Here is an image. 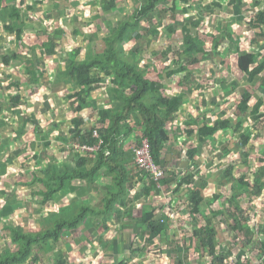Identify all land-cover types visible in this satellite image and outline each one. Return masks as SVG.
I'll return each mask as SVG.
<instances>
[{
    "label": "trees",
    "instance_id": "16d2710c",
    "mask_svg": "<svg viewBox=\"0 0 264 264\" xmlns=\"http://www.w3.org/2000/svg\"><path fill=\"white\" fill-rule=\"evenodd\" d=\"M5 1L0 0V6ZM176 1L144 0L129 15L114 22L103 36H101V26L99 25L101 23L100 19L103 22L106 17L104 18L98 13L91 17L93 23L96 22V24L92 25V22L83 23L85 29L83 34L80 30L73 28L72 34L82 35L84 44L72 47L71 51L66 52L69 58H67L65 68L55 75V80L58 83L63 82L66 85L67 91L64 95L69 99V105L72 108L69 120L70 127L66 136L61 131L56 136L57 139L64 141L66 144L75 141L85 142L96 145L97 148L95 151L87 153L72 152L73 154L67 156V158L62 157L47 164L44 169L40 170L41 175L33 171L30 173V177L27 176V179L30 178L29 181L18 180L16 182L14 178L15 183H11V180L7 179V163L3 159L5 153V159L9 158L6 150L9 149L10 143L8 141L1 143L0 180L4 178L9 181L10 186H20L21 188H27L37 182L39 188L30 191L27 204L31 206L34 203H39L41 207L46 206L44 214L47 215L50 223L46 225L41 220V228L38 231L28 232L20 221L9 223V221L3 220L1 212L12 211L9 204H4L5 206L0 204V230L5 233L11 243L10 246L0 248V264H37L41 260H44L47 264H69L70 259L61 251L52 252L56 245L59 242L63 243L68 235L80 236L82 227L87 222L96 230L102 228L105 232L109 228L108 220L114 221V223L117 222L116 224L123 221L131 229L135 239L132 240L128 251L132 253L134 251L133 246L138 243V240L143 243L147 235H151L152 238H165L169 223L162 220L164 210L166 207H173L174 201L179 199L176 196L177 193L183 188H185V191L180 198H186L193 218L197 213L200 215L202 206L207 207L212 217L221 215L227 223V219L231 221L228 226L244 235L245 247L255 248L259 252L258 255L264 256V244L262 245V242L258 244L257 239H254L257 232L249 224L250 216L239 204L244 197L249 196L252 198L254 195L259 197L264 193V131L262 128H256V123L259 122V114L264 111V46L258 53L255 46L260 47L261 41H264V11L258 8L264 2L253 0L252 5L244 8L245 0H225L226 4L230 5L232 13L228 19L219 20L220 22L214 26L210 34L212 55L219 56L218 63L211 70L212 76H216L218 71L227 70L230 67L228 55L233 49L230 46L231 40L228 35L232 24L240 22L241 26L246 24L249 27L248 29L253 31V36L249 42L250 50L240 48V37L238 36L234 44V49H236L234 65H236L239 74L243 75L245 82L250 83L259 79V94H255L254 97L245 88L240 91L237 111L238 113L248 112V115L254 121L249 131L245 129L246 132L241 131L238 134L242 146L247 149L248 153L241 161L229 159L228 163L222 169L220 168L218 174H221L224 179H228L229 191L213 194L212 197L207 199L203 192L205 188L201 176L206 169L199 168L194 158L200 156L199 150L202 154L208 140L213 141L211 151L214 154L219 152L225 153V155L231 154L232 150L227 148V144L215 145V137L220 132H223L225 136L229 133L234 135L239 132L243 119L242 114H237L234 117V115H228V112L221 108L219 112H216L218 117L211 121L208 120L206 113L202 115L200 113L195 115L187 113L185 119L179 121L177 118L179 112L182 111L185 93H168L167 85L169 84L165 83L166 78L170 83V81H175V76H178L176 83L180 86V91L182 89H186L182 90L186 92H192L195 89L202 90L204 84L207 91L212 90L211 87L208 88L206 82L202 83L199 72H195L199 70L201 62L199 54H206L207 49L202 41V35L206 32L203 25L205 24L204 14L194 13L186 16L181 23L171 22L166 25L167 32H162L164 37L175 33L178 27L179 30L181 29L183 47L180 52L183 57L181 56V62L176 61V67H167L163 74L157 73L156 79L149 77L153 75L149 74L150 69H140L143 56L139 55L138 49L133 50L131 46L132 41H136L142 36L139 23L148 18L160 4L171 2L168 10L174 19ZM180 1L189 2V8L195 9L196 4L192 6L190 0ZM197 1L202 2L203 0ZM223 1L220 0V5ZM116 2L117 0H100V6L104 9V14L112 10ZM39 3H43V1L27 2L22 11L16 5L15 0L7 2L4 8L7 10L8 19L7 23L3 24L4 30L14 33L16 40L22 41V37L28 29L29 31L30 29L36 30L38 26H36L34 12ZM51 4L55 7L57 1L53 0ZM43 5L48 6L49 4L47 2ZM203 7L206 11H213L210 3ZM200 8L201 6L199 10ZM248 9L252 10V13L246 19L244 13ZM186 11L187 8L184 12ZM28 15L32 17V21L28 20ZM210 22L213 24V16ZM210 22L208 25H211ZM64 30L66 31L62 27L60 31L49 35V38L40 46L43 53L53 54L57 51L56 47L59 45L57 38L61 33H65ZM150 32L157 33L159 30L154 26ZM72 39L71 41L76 42L74 38ZM168 51H170V48ZM82 54V59L76 58ZM175 55L179 56V52L177 51ZM9 60V56H3L2 63L6 64ZM33 66L32 62H29L26 66L27 79L30 83H35L39 76L38 71ZM220 81L218 80V82ZM213 82L217 84V79H214ZM222 84L224 83L220 82L215 87V91L221 93L220 98H222V95L224 96L227 90L233 89L232 91H234L240 88L236 78L230 81L228 87H221ZM95 88L105 90L106 94L101 98L104 104L101 106L90 105L91 91ZM203 97L200 106L206 107L210 103L214 104L206 96ZM19 101V94H15L12 97L11 107L15 108ZM216 105L218 104H215V107ZM89 106H92V110L95 111L97 118L95 130L98 137L93 136L92 131L87 133L83 129L86 123L85 116L81 114V111ZM23 117L25 119L24 124L35 120L34 115L28 116L26 114ZM262 120L264 121V118ZM168 122L171 123L168 124ZM173 123L174 125L171 126ZM58 127L59 124L54 122L53 128ZM172 127L175 128L176 132L172 130ZM253 130L255 131L253 132ZM19 132L20 130H16L15 134L19 135ZM184 134V145L187 139H193L192 145L177 149L178 147H174L171 141L176 142L177 137ZM143 138L149 141L151 155L157 166L164 171V177L159 182L152 180L149 173L147 174L146 171L133 163L134 152L132 148L139 145L140 140ZM260 146L262 148L261 152L250 157L251 153L255 152L256 148ZM175 151L178 152L177 155H181L182 160L191 162L192 167L187 165L182 173L180 172L182 169L178 170L177 166L167 167L168 164L171 165ZM248 160H252L254 165H249ZM209 162L211 163V160ZM208 174L210 175V173ZM26 175L27 172L24 177ZM210 176H207L205 180L209 181L208 177ZM137 185H139L138 189ZM99 187L103 192L98 203L93 204L91 197L87 198L86 201L76 203L77 200L74 199V196L84 197L90 189ZM165 188L169 191L167 192L169 196L167 204L161 205L159 203L158 205L155 204V201H144L135 206V200L139 201L141 197L147 198L151 192L159 193ZM36 194L40 195V200L33 198V195ZM225 194H228V196L225 202H221V204L227 206L226 208L216 210L214 206H211ZM59 203L64 206L56 209L55 205ZM17 208L20 209L21 207L17 206ZM17 208L16 210H18ZM135 211L139 213L137 217L134 216ZM41 215L43 216L42 213ZM202 219L203 224L196 221V224L191 225L194 238L192 243L194 250L199 253L198 260L201 261V264H226L227 256L224 254L226 251L219 252L217 249V234H214L209 227V223H214L213 218H208L204 213ZM257 231L261 233L263 240L264 225ZM100 238L102 242L103 234ZM87 243L90 244L89 248L97 249L91 246L89 240H87ZM187 243H191V239ZM45 245L51 249L44 251L42 246ZM161 248L163 250L164 247L161 246ZM124 249H122V252L117 250V256L121 257L117 259V262L114 261L115 264L130 263L131 256H122L124 255ZM228 250L231 251L229 247ZM242 256L240 255V259L235 260L233 264H241Z\"/></svg>",
    "mask_w": 264,
    "mask_h": 264
},
{
    "label": "rangeland",
    "instance_id": "374dc122",
    "mask_svg": "<svg viewBox=\"0 0 264 264\" xmlns=\"http://www.w3.org/2000/svg\"><path fill=\"white\" fill-rule=\"evenodd\" d=\"M33 1L34 0H16V4L23 11L27 2L31 3ZM42 1L43 3H39V5L35 7L34 12L36 26H38L36 30H34V32L33 30L30 29L29 31L28 29L24 34V42L26 45L25 50L23 51V46L21 52H26L27 45L33 46L32 43L38 44L42 40H46L47 37L46 35H44L45 29L51 32L52 30L60 31V29L64 27L66 31L64 30L65 33L62 35V38L59 39L62 44H65V42H70L71 40H68L69 37H74L76 39V43L78 42L77 44H84L81 35L72 34V28L75 27L81 30L80 26L84 21L89 23L92 22V25L96 24V22L93 23L91 17H93L97 13L104 18L106 17V20L104 19L105 21L103 22L102 19H100L101 23L99 25L101 26V36H103L106 30L112 27V24L114 22L129 15L130 12H132V10L144 0H117L115 7H113L112 10L106 12L105 14L104 9L100 6V0H55L57 1V6L55 7H53L51 4L53 0ZM262 1L264 2V0ZM47 2L49 4L48 6H42V4ZM188 3L189 2H184L180 0L176 1V15L174 19L172 17L173 15L168 10V8L171 6V2L164 4L162 3L157 6V9L153 11L150 16H148V18L142 20L139 23V29L142 32V36L136 41H132L131 46L133 47V50L138 49L139 55L143 56V61L140 65V69H150L149 74L153 75H150L149 77L151 79H156L157 73L163 74L164 71L167 70V67H176V61L181 62V56L183 57V54L180 52L183 47L181 42V36L183 35V33L181 29L179 30L178 27L175 33H171L169 34V36L164 37L162 35V32H167L166 25L171 22L181 23L184 21V18L186 16L194 13L204 14L205 24L203 25L206 28V32L202 35V41L207 46V49L206 54H199L201 62L199 70H196L195 72H199V78L202 83L206 82L208 84V88L211 87L212 90L207 91L205 89L204 84L202 90L195 89L192 92H186L182 91L186 89H182L180 91V86L176 83V81L178 80V76H175V81H170V83L166 78L165 83L169 84L167 85L168 93H185L183 97L185 100L183 102L182 111L179 112V119H182V121L185 119L187 113L193 115L198 113L202 115L203 113H206L208 116V120L211 121L218 117V114H216V112H219L221 108L226 110L228 112V115H234V117L237 114H242L243 119L239 132H236L234 135L229 133L227 136H225L223 132H220L218 136L215 137V145L227 144V148H231L232 150L231 154L225 155V153L221 152H219L218 154H214V152L211 151V144L213 143V141L210 142V140H208L205 143L206 145L203 148L204 150L202 151V154L201 150H199L200 156L198 155L194 158L196 163L199 165V168L206 169V171L204 170L201 176L203 177L205 188L203 192L206 198L208 199L209 197H212L213 194L221 192L226 193L227 191H229V185H227V183L229 182L228 179H224L221 174H218L220 173V168L222 169L228 163L229 159H238L239 161H241L242 158H244V156H246V154L248 153L247 149L242 146V141L238 134L241 131H249V128L251 127L254 121L248 115V112L238 113L237 104L240 99V91L242 88L248 90L250 93L253 94L254 97L255 94H259V79H256L255 81L250 83L245 82L243 75L239 74L235 67L236 65H234L236 58V49H234V44L238 36L240 37V48L248 50L251 49L249 42L251 37L253 36V31L251 29L249 30V27H247L246 24H242L241 26L240 22L232 24L231 29L229 30L228 37L231 40L230 46L233 49V51H230V54L228 55V57L230 58L229 69L218 71L216 76H212L211 70H213L214 66L218 63L219 56L212 55L210 48V34L213 31L214 26L220 22L219 20L224 21L228 19L229 15L232 13L231 7L229 4H226L225 0L223 1L222 5H220V0H203L202 2H198L197 0H190V4L192 6L196 4L195 9L192 7L189 8ZM209 3L212 5L213 11H206L204 9L203 6L208 5ZM218 3L219 5H217ZM252 3L253 0H245L243 7L248 8V6L252 5ZM200 6L201 8L199 10ZM185 8H187L186 12H184ZM258 8L264 11V3L260 4ZM254 10L256 9L254 8ZM251 11L248 9L244 13V18L248 19L250 14L252 13ZM212 16L213 24L212 22H210ZM5 20H7V10H4V14L0 15V44L9 47V45L13 41H9L10 37L13 36V33H8L2 30L1 25L3 22H5ZM28 20L32 21V17L29 15ZM209 22L211 23V25H208ZM154 26L158 28L159 32H150L152 27ZM261 42L262 43L260 44V47L258 45H255L257 48L256 50H258L257 53L264 46V41ZM169 48L170 51H168ZM177 51L179 52V56L175 55ZM13 69L16 68H14L13 66ZM233 78H236V80L239 82L240 88L235 89L234 91H232L233 89L227 90L224 93V96L222 95V98H220L219 96H221V93L216 92L215 87L220 82L224 83L221 85V87H228L230 85V81L233 80ZM214 79H217V84H214ZM218 80L221 81L218 82ZM29 85L32 86V84ZM4 88L5 91L0 94V118L4 119L5 117H8L9 122L2 121L1 119L0 134H2V136L9 134L14 127L18 126L14 123L11 124V119L9 117L10 112L8 113L7 111H5L7 109L8 104L2 103L3 98H5V94L7 92V86L3 85L2 87H0V92H2ZM34 93L37 95L38 100L34 104V107L29 111L31 113L36 114L37 118L34 124L37 125L33 126L34 124L28 123L30 125H27L24 128V132L22 131L24 133V135H22V145L26 147L25 149H23L24 151L16 150L13 151V154L10 153L13 156V159L10 160V162L14 163L11 165L15 168L14 170H16V172H19L15 174H9L10 172L7 168V179H10L11 183H15V181H13L14 178L16 182H18V180H24V182H27L30 179H27V176L30 177V173H32L33 171L38 175H41L40 170L44 169V163L46 161L51 160L52 157L59 158L60 154L64 157L69 152H73L72 144H66L64 141L57 139V136L54 135L56 133L55 129L52 130V122L49 121L50 119H56V122L59 121L58 124L60 126L58 129L66 135L70 127L69 120L71 118L72 108L69 105V99H67L64 95L65 92L63 90H59L53 93L52 91H40V94L39 92ZM43 94L45 95L43 96ZM202 96H206L207 99H210V102L214 104L210 103L206 107L200 106ZM95 102L96 100H93V98H91L90 105L96 104ZM215 104L218 105H216L215 107ZM2 106L3 111L1 110ZM22 107L23 106L20 105L18 108L22 109ZM55 112L56 114L54 115ZM261 112L263 113L259 114V122L256 123V128H262V130L264 131V121L262 120L264 118V111ZM82 114L87 115L85 117L86 125L83 127V129L87 133H90L91 130L94 129V125L91 129V126H89L88 123L92 125L95 122L91 119L92 115H95V113L93 112V110H89L88 112L85 110L84 113L82 112ZM169 123L171 122H168V124ZM173 125L174 123L171 124V126ZM172 130L176 132L175 128L173 127ZM254 131L255 130H253V132ZM184 136L185 134L179 135V137H177L178 139L176 142L171 141L172 145L174 147H178L177 149L191 146L193 139H187L184 145ZM195 136L198 137L197 135ZM46 142H50V145H48V147L45 146V148L44 143ZM261 150V146L256 148L255 152H252L250 157H253L255 154L260 153ZM177 153L178 152L175 151V155L172 158L171 165L168 164L167 167L177 166L178 170L182 169L180 171L182 173L187 165L189 167L192 166L191 162H185L180 158L181 155H177ZM34 154H36L37 157L34 158ZM209 160H211V163L209 162ZM247 162L251 166L254 165L252 160H248ZM26 172L27 175L24 177ZM208 173H210L211 176ZM207 176H210L208 177L209 181L205 180ZM1 180L3 181H0V204H9L12 211L5 213L1 212V218L3 220L9 221V223L11 221H20L25 230L28 232L38 231L41 228V220H43L46 225L50 223L47 215L44 214L46 206L41 207L39 203H34L31 206L27 204V199L29 198L30 191L32 192L33 190H37L39 188L37 182L31 184L27 188H21L20 186H10L9 181L5 180L4 178ZM184 191L185 188H183L179 193H177L176 196L179 197V199H176L174 201L173 207H166L164 210V215L166 214L169 216L170 221L168 223L169 225H171L170 227L174 231L172 233L167 234L165 238H156L153 240L151 235H147L143 243L138 240V243L133 246L134 251L132 253H129L128 248L132 244V240L135 238L128 226L124 227L126 229L120 232L119 224L116 225V223H114L113 221H109L107 224L110 229L108 228V230L105 231L106 235H103L101 242V238L97 239L96 234H99L101 236L104 230L102 228H98L96 230L90 223L87 222L86 225L82 227L80 236L68 235L66 237V240L63 243L59 242L52 252L61 251L62 254L68 256L71 264H115L114 261L117 262V259H119L121 256L115 255L116 257H114V259H112L111 256L114 250L117 248V245L120 243L118 251L122 252V249L125 248L123 252L124 255L122 256H131V261L129 264H198L197 262H200L198 260L199 253L197 251H194L193 243L191 242L189 245H187V241L192 237L191 225L196 224V221H199V224H203L202 217L204 213H206V216L208 218H213L212 220L214 221V223H209V227L212 229V232L214 234H217L218 236H223L220 235L223 231H226L228 234L227 241L229 243V246L226 247V242L219 243L221 246L225 245L220 248L221 252L222 250H224V252L226 251L225 253L227 257L230 255V257L226 261V264H233L235 262L234 256H237L235 254L238 251H241L239 254L243 253V257L241 258V264H263L264 256L258 255L259 252L257 249L244 246V235L240 231L234 230L228 226V223L230 224L231 221L228 220L227 217L226 219L228 223L226 222L224 217H221V215H218L219 218H217L218 216L212 217L211 213H208L209 211L207 207L202 206L200 215L197 213L193 218V215L190 214V208L187 205L186 198H180L181 194ZM102 192L103 191L100 187L93 188L90 189V191L84 197L76 195L74 196V199L77 200L76 203H79L81 201H86L87 198L91 197L92 202L94 204L98 203V201L102 198ZM165 192L169 191L163 190L159 193L156 192L154 194L155 196L152 194L150 196V200L154 199V201H156L155 204H158L157 202H161V204H167L169 196ZM222 196L220 197V200L215 201L211 205L214 206L216 210L227 207L223 206L221 202H225V199L227 198L228 194ZM33 198H38V200H40V195H33ZM147 201H149V199ZM239 204L241 205L242 209H244L246 214L250 216L249 224L257 232L254 239H257L256 241L258 244L262 242L263 245L264 239L262 240L263 237L261 233L257 230L262 228V226L264 225V193H262V195L259 197H255V195L252 198H250L249 196L244 197ZM17 206H20L21 208L18 209ZM61 206L64 205L59 203L58 205H55V208L59 209ZM16 208L19 211L16 210ZM41 213L43 214V216L41 215ZM138 214V211L134 212L135 217H137ZM184 220L186 221L185 223ZM123 223L125 224V222ZM87 240H89V242L93 244L97 243L99 245L98 247L96 245L97 249L94 250L93 248H89ZM117 241L118 244L116 243ZM111 242H115L114 249L106 252L108 247L105 246L111 244ZM170 242H174V244ZM160 243L165 244L161 246H166L167 249L162 250L159 245ZM7 245H11L9 238L5 235V233L0 230V248L5 247ZM228 247L233 253L228 250ZM42 249L44 251H49L51 248L45 245L44 247L42 246ZM42 263L47 264V262H44V260H41V262L37 264Z\"/></svg>",
    "mask_w": 264,
    "mask_h": 264
},
{
    "label": "crops",
    "instance_id": "0c3cea01",
    "mask_svg": "<svg viewBox=\"0 0 264 264\" xmlns=\"http://www.w3.org/2000/svg\"><path fill=\"white\" fill-rule=\"evenodd\" d=\"M9 1H11V0H6L5 3H3L0 6L1 7L0 8V15H3L4 14V10H6L4 8V6ZM15 2H16V0H15ZM7 19H8V16H7ZM84 22H86V21H84ZM6 23H7V20H5V22H3L2 25H1L3 31H5L4 28H3V24H6ZM87 23H89V22H87ZM83 26H84V24L82 25V27L80 26L81 27V30L80 31L82 32V34L85 31V29H84ZM73 28L75 29V27H73ZM73 28H72V32H73ZM31 30H33V29H31ZM77 30H79V29H77ZM33 32H34V30H33ZM53 32H56V31L55 30H52L50 32V31H48L46 29L44 30V35H46V37H47L46 40L49 38V35L51 33H53ZM8 33H10V32H8ZM62 35L63 34L61 33V35L59 36V38H57V40L59 42V45L56 47L57 51H55V53H53V54L43 53V50H42V48L40 46L46 40H42L38 44L37 43H32L33 46L32 45H27L26 46V52L25 53L24 52H21V50L23 49V46H24L23 51L25 50V45H26L25 42H24V35L22 37V41L19 42V41L16 40V37L14 36V33H13V36H11L10 39H9V41L10 40H13L11 42V44L9 45V47H6L3 44H0V77H1V79H0V87H2L3 85L4 86H7V92L5 94V98H3V102L2 103L8 104L7 109L5 111H7L8 113L10 112L9 117L11 119V124L14 123V124H17L18 125L16 127H14L13 130H11V132L9 134H7V135L2 136V134H0V147H2L1 143L3 141H8L10 143L9 149L6 150L8 152L7 155L9 156V158H6L5 159V157H6V153H5V154H3L4 155L3 159L7 163L8 170L10 172L14 173V174L15 173H19V172H16V170H14L15 168L11 165V164H14V163H11L10 162V160L13 159V156L11 154H13V151H16V150L24 151L23 149L26 148V147H24L22 145V142H23L22 135H24V133H23L24 132V128L27 125H30L28 123L34 124L36 122V118H37L36 114L31 113L29 111L30 109H32L34 107V104L38 100V97H37V95L34 92H39V94H40V91H45V92L52 91V93L53 92H57L59 90H63L64 92L67 91L66 85L63 82H59L58 83L55 80V75H56L57 72H59V71H61V70H63L65 68L67 58H69V55L66 52L67 51H71L73 49L72 47H74L78 42L76 43L74 41H70V42H65V44H62L61 41L59 40L60 38H62ZM70 38L72 39L74 37H69L68 40H71ZM82 39H83V37H82ZM34 44H36V45H34ZM78 45L79 44H77L76 46H78ZM27 48L31 49L32 51L31 50H28ZM65 48H67V49H65ZM13 54H15V55L12 56ZM3 56H6V57L9 56V58H10L9 62H7L6 64L5 63H2ZM76 58L77 59H82L83 58V54L82 55H79ZM29 62H32L33 65H34L33 67L38 71L37 73H38L39 76H38L37 80L35 81V83H30L28 81V79H27L28 74L26 72V66H27V64ZM13 66L16 69H13ZM17 70H18V73H17ZM29 84H32V86H30ZM59 87H61V88H59ZM96 88L93 91H91L90 100H91V98H93V100L95 99L96 100L95 106H101L102 104H104V102L101 100V98H103V96H105L106 93H105V90L103 88L100 89V90L99 89H96ZM4 91H5V88L3 89L2 92H0V94H2ZM15 94H19L20 101H19L18 105L14 108V107H11V104H12L11 102H12V97ZM45 94H43V96ZM20 105L23 106L22 109L21 108L20 109L18 108ZM1 110L3 111V106L1 108ZM85 110L87 112L89 110H92V106L85 108L83 111H81V114H82V112L84 113ZM93 112L95 113V111H93ZM26 114L28 116L34 115L35 116V120L34 121H31V122L28 121V122H26L24 124L25 119H24L23 116L26 115ZM55 114H56V112L54 113V115ZM84 116L86 117L87 115L84 114ZM1 119H2V121H8L9 122V118L8 117H5L4 119L3 118H0V122H1ZM91 119L94 120L95 122L92 125H90V123H88V125L91 126V129H92L93 125H94V129H95V123H96L97 118H96L95 115H92V118ZM177 119L179 121H182V120L179 119V117ZM49 121L52 122V130L55 129V132L56 133L54 135H56L60 131L58 129L59 127L58 128H53V123L56 122V119L55 120L50 119ZM56 123L58 124L59 121L56 122ZM36 125L37 124H34L33 126H36ZM34 129H36V128H34ZM94 129H92V130H94ZM16 130H20L19 135L15 134ZM63 135H65V134H63ZM71 144L73 146V152H79V154H80L81 152L75 147L76 145L79 144V142L75 141V142H73ZM48 145H50V143H48V144H47V142L44 143V147L45 146L48 147ZM21 147H22V149H21ZM33 147H34V145H33ZM38 154H39V152H38ZM59 154H60V152H59ZM71 154H73V153L72 152H69L64 157L60 154V157L59 158H62V157L63 158H67V156H69ZM35 157H37L36 154H34V158ZM59 158L58 157H55V158L52 157L51 160L46 161L44 163V166L43 167L45 168L47 164H50L52 162H55ZM0 181H3V180H0ZM138 187H139V185H137V189H138ZM160 187H161V185L159 186V188ZM163 190H166L167 191L166 188L165 189H162V191ZM155 193H156L155 191L151 192L150 196L152 194L154 195ZM165 193L167 194V192H165ZM150 196H148L147 198L141 197V199H139V201H136L135 200L134 201L135 206L138 203H140V202H144V201L147 202L148 199H149V201H154V199L153 200H150ZM157 203L159 204L161 202H157ZM162 220L165 223H167V222L170 221V218H169L168 215L165 214V215H163V219ZM109 221L110 220H108V222ZM115 223H117V222H115ZM184 223H185V220H184ZM118 224L120 226V232H122L123 230L126 229V228H124V227H126V225L123 223V221H119ZM167 226H168V230L166 231L165 237L167 236V234L174 232L172 230V228L170 227L171 225L168 224ZM109 229H110V227H109ZM130 231H131V229H130ZM117 233H118V231H117ZM102 234L105 236L106 235V232H103ZM220 235H223V236H218L217 235V240H218L217 249L219 250V252H221L220 248L222 246H225V245H222L221 246L219 243L226 242V247L229 246V243L227 241L228 240V234H227V232L226 231H223L222 234H220ZM96 236H97V239L100 238V235L99 234H96ZM152 239L154 240L156 238H152ZM189 240H188V242H189ZM191 240L194 241L193 236L191 237ZM89 243H91V242H89ZM114 243L115 242H111V244L105 246V247H108L107 250H106V252L114 249ZM116 243L118 244V241ZM170 243L174 244V242H170ZM189 244L190 243H188L187 245H189ZM96 245H97V247L99 246L97 243L96 244L91 243V246H93V247H96ZM159 245H165V244H161L160 243ZM118 246H119V244L117 245V248L112 253V256H111L112 259H114V257H116L115 255H118L117 254ZM166 249H167L166 246H164L163 250H166ZM194 251H196V250H194ZM240 252L241 251H238L235 254V255H237V256H234L235 257V260L240 259V255H243V253L242 254H239ZM231 253H233V252H231ZM224 254L226 255V253H224ZM228 258L229 257H227V259ZM197 263L198 264H201V261L200 262H197ZM69 264H71V263H69Z\"/></svg>",
    "mask_w": 264,
    "mask_h": 264
},
{
    "label": "built area",
    "instance_id": "2783aa9c",
    "mask_svg": "<svg viewBox=\"0 0 264 264\" xmlns=\"http://www.w3.org/2000/svg\"><path fill=\"white\" fill-rule=\"evenodd\" d=\"M92 135L98 137L97 131L92 130ZM81 153L93 152L96 150V145H89L87 143H80L75 146ZM134 152V165L138 166L142 170L146 171V173L150 174L151 179L159 182L160 179L164 177V171L160 169L155 163L151 151L150 144L146 138L140 140V144L136 145L132 148Z\"/></svg>",
    "mask_w": 264,
    "mask_h": 264
}]
</instances>
